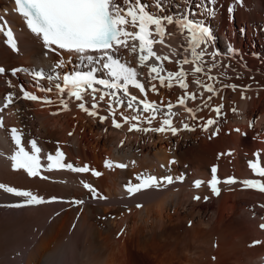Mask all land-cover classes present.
Here are the masks:
<instances>
[{"label": "bare ground", "instance_id": "obj_1", "mask_svg": "<svg viewBox=\"0 0 264 264\" xmlns=\"http://www.w3.org/2000/svg\"><path fill=\"white\" fill-rule=\"evenodd\" d=\"M179 1L183 7L174 0H162L164 11L154 10L152 0L142 3L149 5L148 11L160 16H180L185 10L194 13L189 4L192 0ZM231 1L236 2L238 32L230 18L226 19L230 7L223 10ZM195 3L198 13L190 18L203 24L209 22L206 25L213 39L208 51H218L215 40L218 34L222 38V55L217 56L218 67L213 70L218 78L208 80L204 74L193 77L195 65L181 67L177 63L186 55L191 57L186 50L187 33L176 24L165 23L163 43L154 45V51L168 56V60L152 57L141 66L138 42L136 53L125 50L120 56L122 63L137 70L138 80L146 87V93L142 94L130 86V95H136L138 100L146 95L161 108L151 124L140 122L138 127L158 128L162 119L170 118L172 126L179 130L175 135L171 131H129L137 121L130 119L124 123L121 114L143 118L149 115L142 113L143 105H139L141 112L134 113L113 103L117 112L111 117L106 110L109 99L106 97L97 109L98 115L92 117L78 107L80 101L66 93L62 96L46 79L34 80L30 73L35 71L55 76L70 73L73 67L87 71L89 66L78 67L79 62L73 61L63 69H54V61L60 57L44 48L22 18L9 17L20 41L14 54L0 34V65L6 70L0 75V102L7 93L13 98V103L0 114L3 124L0 184L29 190L46 201L56 199L14 208L7 205L23 204L25 198L0 190V264H13L14 259L16 264H264V229L260 227L264 224V192L240 183L246 179L264 182L249 167L257 160L264 166V41L248 36L256 52L248 60L240 51L239 35L243 23L249 30L255 25V28L263 26L264 22L259 20L264 19V0H216L214 5L207 0H195ZM207 4L214 14L204 13ZM5 6L10 10L8 1L0 0V9ZM230 48L237 54L229 55ZM153 64L163 67L164 86L158 79L150 81L148 73ZM18 66H24L27 72L10 74L9 70ZM178 70L186 73L187 90L181 89L175 79L172 87H167L168 72ZM196 78L203 84H212L215 92H205L194 82ZM152 84L156 85V92L151 91ZM231 84L237 85L235 90L226 87ZM41 86L52 87V91H40ZM21 87L40 99H25ZM185 92L196 95V100L188 99ZM181 98L185 99L183 106L179 105ZM45 99L53 103H44ZM61 99L67 101V110ZM127 99L124 98L125 105ZM91 103V97L86 96L85 107L91 109ZM169 103L173 105L170 117L165 115ZM218 106L219 115L212 111ZM187 108L193 112L186 111ZM99 116L109 118L101 122ZM113 118L121 123L120 128L113 126ZM208 119L216 122L205 131ZM185 124L191 130L185 129ZM11 126L23 134L26 148L29 141L36 140L42 149V164H47V154L54 156L59 150L64 153V163L75 167L87 165L90 171L42 170L41 175L47 179L29 177L23 170L14 171L10 157L17 148L9 133ZM106 160L128 167L109 169L105 167ZM213 167L221 181L217 185L219 195L208 186ZM92 170L101 175L93 176ZM140 174L158 179L171 176L174 182L129 195L125 186L129 182L139 183L136 177ZM229 178H235L237 183H223ZM197 180L204 182L199 188L194 186ZM82 181L90 184L95 193L85 189ZM197 196L199 200L194 199Z\"/></svg>", "mask_w": 264, "mask_h": 264}, {"label": "snow or ice", "instance_id": "obj_2", "mask_svg": "<svg viewBox=\"0 0 264 264\" xmlns=\"http://www.w3.org/2000/svg\"><path fill=\"white\" fill-rule=\"evenodd\" d=\"M14 2L15 11L22 16L30 32L42 41L44 48L48 52L60 57V59L54 61V69H63L66 64L73 63V61L79 62L78 67L85 64L89 66L87 71L76 70L66 74L61 72L55 76L42 70L30 73L34 80L46 79L62 96L66 93L68 97H74L76 101H80L78 107L89 116L96 117L98 115L97 109L101 102H105L107 97L109 99L106 102V110L111 117H114L117 112V108L113 107V103L119 107L126 106L127 109L132 110L134 113L141 112L139 105H143L142 113L149 114L143 118L141 115H133L129 118L121 114L124 123H129L130 119L137 121L136 124H131L129 131H171L173 135L179 131L172 126L170 118L162 119L161 126L158 128L141 129L138 127L140 122L151 124L156 119V114L161 111V108L156 103L150 102L146 95L144 99L139 100L136 95H130V86L133 89H138L142 94L146 93V87L145 84L138 80L139 73L137 70L126 63H122L120 59L125 50L136 53L135 42H138L139 63L141 66H144L145 62L152 57H155L156 60H168V56H160L154 51L156 43H163L166 34L165 23L168 25L176 24L182 32L187 33L186 50L191 59L186 55L182 60H178L177 63L181 67L188 64L195 65L192 71L193 77H196L197 74H204L207 75L209 80L216 79L210 73L218 67L216 58L222 53L208 51V45L212 41L213 36L209 28L203 23L190 18L191 15H196V13H189L185 10L180 16H160L148 11L149 5L142 3V0H14ZM207 2L214 5L216 0H207ZM152 4L158 11H164L162 0H152ZM197 7L199 8L201 5H197ZM204 13L212 15L214 14V9L205 7ZM0 33L6 37V45L12 51H18L17 41L7 22L4 25H0ZM130 41L132 43H129ZM65 53L67 58H64ZM228 54L235 55L236 53L230 48ZM206 56L210 57V59L205 60ZM5 71L4 67H0V74H4ZM21 71L27 72L26 69L17 68L12 70V75L15 76ZM162 71H164L162 66L157 67L153 64L149 68L148 73L150 81L158 79L159 84L164 86L166 78L161 75ZM152 74L155 75L153 76ZM185 78L186 73L183 70L170 71L167 74V87L171 88L172 81L175 79L181 89L187 90L188 84L185 82ZM56 81H62V83ZM194 82L207 93L215 92L212 84H203L199 78H196ZM226 87H231L235 90L237 85L231 84L226 85ZM39 90L51 92L52 87L45 88L41 86ZM20 91L27 100L37 101L40 99L36 95L27 92L23 87H21ZM151 91H157L155 84L151 85ZM120 92L123 93V96L118 95ZM185 95L193 101L197 98L196 95L188 94L187 92H185ZM86 96L91 97V109L85 107ZM125 97L128 98L126 105ZM5 99L4 107L7 108L12 103L13 98L9 95ZM43 102L53 103V101L47 99ZM60 103L67 110V101L61 99ZM179 105H185L184 98L179 99ZM167 108L168 112L165 115L170 117L173 105L169 103ZM186 111L193 112L190 108H187ZM212 111L219 115L221 108L218 106ZM109 116H99V119L103 122ZM215 122L214 119H208L204 125V130L206 131L208 126L213 125ZM112 124L116 128L122 126L115 118L112 119ZM2 126V121H0V127ZM183 127L191 130L187 124ZM10 131L12 140L17 148L14 155L10 157L14 171L23 170L29 177L39 176L41 179H47V177L41 175L42 170H69L74 173H88L90 171L87 165L75 167L71 163H64V153L59 150L56 151L54 156L47 154L45 157L47 164L44 165L41 162L42 157L40 155L42 149L38 147L36 140L29 141L28 148H26L22 142L23 134L15 128ZM113 166L121 169L128 167V165L123 163L113 165L112 161H105L106 168L111 169ZM249 167L254 175L264 178V166H261L259 160L251 162ZM216 171L217 169L213 167L212 178L208 181V186L215 195H219L217 185L221 181L217 178ZM91 174L95 177L101 175L100 172L95 170H92ZM177 179L182 180L183 178L178 177ZM136 180L139 183L132 184L129 182L125 186L129 195L152 188L160 189L166 184L174 182L171 176L158 179L155 176H145L144 174L138 175ZM82 183L85 189L95 193V189L90 184L83 181ZM202 183L204 182L197 180L194 182V186L199 188ZM223 183L235 184L237 181L235 178H229ZM240 183L245 188L264 192V182H261V180L246 179L240 181ZM0 190L15 197L25 198L23 204L7 205L14 208L50 203L56 199L53 197L52 200L46 201L43 197L35 195L29 190H20L3 184H0ZM194 199L199 200L200 197L197 196ZM75 203L81 204L83 201H75ZM137 207H141V205H137ZM260 227L264 229V224ZM255 243L260 242L257 241Z\"/></svg>", "mask_w": 264, "mask_h": 264}, {"label": "rangeland", "instance_id": "obj_3", "mask_svg": "<svg viewBox=\"0 0 264 264\" xmlns=\"http://www.w3.org/2000/svg\"><path fill=\"white\" fill-rule=\"evenodd\" d=\"M174 3L175 4H177V5H179V7H183V5L180 3V1L179 0H174ZM189 4H190V6L191 7H193V9H194V13L196 12V13H198V9L196 8V3H195V0H192V1H190L189 2ZM230 5V6H229ZM207 6H208V4H207ZM227 6L228 7H230V9H231V13H230V11H228V9H227ZM153 7V9L154 10H156V11H158L157 10V8L155 7V6H152ZM207 8H209V6L207 7ZM226 9H227V11H226ZM223 10H225L226 11V19L227 20H229V18H230V20L232 21V23H233V29H235V31L236 32H238V30H239V27L237 26V23H238V21H237V19L235 18V10H236V2H230V4L228 3L227 5H226V7L224 6V8H223ZM229 12V13H228ZM264 13H262V16L264 17V15H263ZM228 15V16H227ZM261 19V18H260ZM259 21H261L262 23L264 22V19H262V20H259ZM200 22V21H199ZM225 22V21H224ZM206 23L208 24L209 22H207V21H205V23H204V25L207 27V25H206ZM244 25L243 26H241V27H243V30L242 31H240V33H239V35L241 36V38H242V42H241V45H240V51L242 52V54H243V56L245 57V58H247L248 60L249 59H251L252 58V56H254L255 54H256V52L255 51H253L252 50V48H251V46H250V44H249V41H248V36H250L251 35V37H258L259 39H260V41L261 42H263L264 41V23H263V26L261 27V24H260V26L259 25H257V27L255 28V26H252V27H250V30L248 29V27H247V25L245 24V23H243ZM250 31H251V33H250ZM225 32H226V34H227V36H228V34H229V27L226 25L225 26ZM263 33V34H262ZM222 41V38H221V36H219V34L217 35V37H216V40H215V46H216V49L220 52H222V46H221V42ZM236 54H237V51H236ZM254 54V55H253ZM240 56V55H239ZM137 59V58H136ZM212 76H214V77H216V78H218L217 77V74H215V72H211L210 73ZM206 76V75H205ZM207 77V76H206ZM231 77L232 78H235V77H233V74L231 73ZM231 78V80H233ZM208 79V78H207ZM209 80V79H208ZM252 82H254V80H252ZM243 90V89H242ZM113 214L111 215V218H113ZM13 264H16V260L14 259V261H13Z\"/></svg>", "mask_w": 264, "mask_h": 264}]
</instances>
